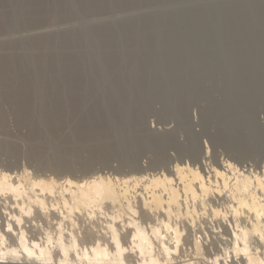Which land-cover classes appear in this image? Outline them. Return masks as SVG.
I'll return each instance as SVG.
<instances>
[{
  "label": "rangeland",
  "instance_id": "1",
  "mask_svg": "<svg viewBox=\"0 0 264 264\" xmlns=\"http://www.w3.org/2000/svg\"><path fill=\"white\" fill-rule=\"evenodd\" d=\"M0 84V173L23 192H0V264H97V246L117 263L114 231L124 264L243 257L223 200L239 173L264 171V0H0ZM222 163L231 165L225 187L213 173ZM175 165L202 169L212 192L169 214L144 206L156 190L146 181L128 207L72 209L67 187L51 195L33 186L161 178ZM133 221L149 254L132 244Z\"/></svg>",
  "mask_w": 264,
  "mask_h": 264
},
{
  "label": "bare ground",
  "instance_id": "2",
  "mask_svg": "<svg viewBox=\"0 0 264 264\" xmlns=\"http://www.w3.org/2000/svg\"><path fill=\"white\" fill-rule=\"evenodd\" d=\"M27 85L28 84H26V87H27ZM38 87H39V85H38ZM4 91H6V90H4ZM23 91H25V90H23ZM3 93H1V94H3ZM8 94H9V92H8ZM20 95H18V96H20ZM2 96H4V94ZM16 96L12 95V97H14V98ZM5 98H7V97H5ZM9 98L12 99L11 97H9ZM19 104H20V102H19ZM126 111H127V109H126ZM229 144H231V143H229ZM237 145L238 144L235 142V143L231 144V147H233V149H237V151H243V150H239V148L236 147ZM39 155H40V153H39ZM37 157H38V155L36 156V158ZM71 158L72 157H70V159ZM131 162L134 163L133 160ZM69 164H67L68 165L67 168L65 167L67 169V171H70L72 169V167H71L72 164L71 163H69ZM53 165H55V164H52V166ZM48 166H49V164H48ZM58 168H60V167H58ZM199 169L196 167H189L187 165H185V166L175 165V166H173V168L171 170L168 171L167 177L162 176L161 178L150 177V179H148L147 176L138 175V176H131V177L122 178V179H117L115 177V179L110 180L107 178H103V176L101 177L99 175L97 177L96 176L92 177L90 180H87L85 182H80V181L72 182L69 180H64V182L59 183L58 181L55 182V181L50 180V182L48 181V183H47V181L46 182L42 181L43 183L39 182V181H38V183L35 182L36 184L34 183L33 186L39 187L40 192L42 194H45V193L51 194L55 189H57V191H58L60 189L63 190L65 187H67L68 189L63 190V191H65V192L68 191L69 199L71 202L70 208H72V209L73 208L81 209V208H85V207L87 208V207L94 206V205L97 206L100 204L99 202H102L104 200L110 201V202H112V204L117 203V204H120L121 206L128 207L129 206V199H128L129 195L128 194L131 192V189H133L136 185L141 184V182L146 181L147 184H149L150 186H153L154 188H156V190H153L150 193L149 198L147 199V201L144 202V206L150 210L156 209V211H162L163 213L169 214V213H171V210L173 208L179 209L181 203L184 205V203L189 199H195L196 197H198V195L204 196L209 191L212 192L211 185L209 183H206L207 181L206 182L204 181L203 173L199 172L198 171ZM60 170H61V168H60ZM200 170H202V169H200ZM229 170H231V165L229 163L219 164L217 166V168L213 169L214 177L217 180L221 181L223 187L230 184V182H227V180H229V179L226 177V174L228 173ZM12 175H14V174H12ZM13 179H15V178H13ZM13 179H12V176H10L8 174L0 173V192L1 193L2 192L10 193V194H13L15 197H17V196L19 197L23 193L21 190V184H20L18 179H16L15 182H13ZM232 180L234 182L230 185L231 188H230L229 194L226 195V198L223 201L225 203H227L228 208L232 210V216H231L230 221L236 229V232H234V233L232 232V236L234 239L233 249L235 252L238 251V252L243 253V255H242L243 257L238 258L237 264H264V199L257 197V193L255 192V188H256V191H260L261 193L264 191V171L262 172L261 176H259V175H253V176L245 175L244 171H242L241 173H239L237 175L236 178H234ZM173 182H175V184H173ZM63 183L65 185H63ZM252 185H254L255 187L251 188ZM60 193H61V191H60ZM51 195H53V194H51ZM34 199H35V202L37 203V205L41 209L45 208V207H43L44 203H45V202H43L44 199L38 200L36 197ZM97 203H99V204H97ZM238 212H239V215L237 214ZM161 223H162L164 228L168 227V225L164 224L162 221H161ZM131 225L134 226L133 235L131 238L132 244L136 245V248L139 250L140 253L149 254L150 253V242L148 241L144 230L142 228H140L138 226L139 224H136L135 221L131 222ZM151 231L154 235L158 234V231L155 229H152ZM21 232H23V231H21ZM17 234H18V232H17ZM19 236H20V233H19ZM23 236H24V233H23V235L21 234V236L19 237V239H18L19 243L17 242V245L20 244V246H21L20 250H23L27 255H31L32 252L25 245L26 242H24ZM112 236H113L112 241H113L115 248H116V255L118 256V259H116L117 263H110V261H108V257H107L108 253L106 252V250H104L98 246L91 249L93 262H95L97 264L98 263L124 264L122 259L121 258L119 259L123 250L120 246V241L118 239V236L115 234V231L112 233ZM174 239H176V240L178 239V235L176 233L174 234ZM32 244H34V243H32ZM60 244H62V243H60ZM238 244L240 245V249L237 246ZM249 244L254 245V247L251 250L249 248ZM74 245H75V242H73V246ZM20 246H18V247H20ZM73 246L71 245V247H73ZM161 246L165 252H167L169 250V246H167V241L166 242H164V240L161 241ZM36 247H37V244H36ZM60 248H61L62 252H64L63 263L64 262L70 263V262H68L69 259L67 258V255L65 254L66 250L63 249L62 245H60ZM13 250L10 249V251L7 250V252L13 253L16 251V250H14V251ZM38 252H39L40 256L44 255V249L39 248ZM154 263H155V261L150 258L149 264H154Z\"/></svg>",
  "mask_w": 264,
  "mask_h": 264
},
{
  "label": "snow or ice",
  "instance_id": "3",
  "mask_svg": "<svg viewBox=\"0 0 264 264\" xmlns=\"http://www.w3.org/2000/svg\"><path fill=\"white\" fill-rule=\"evenodd\" d=\"M7 231H8L9 233H11V232H12V228L9 227V228L7 229ZM0 235H2V234H0Z\"/></svg>",
  "mask_w": 264,
  "mask_h": 264
}]
</instances>
